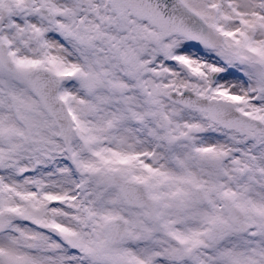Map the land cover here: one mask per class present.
I'll use <instances>...</instances> for the list:
<instances>
[{
	"label": "snow or ice",
	"instance_id": "6c2138e0",
	"mask_svg": "<svg viewBox=\"0 0 264 264\" xmlns=\"http://www.w3.org/2000/svg\"><path fill=\"white\" fill-rule=\"evenodd\" d=\"M0 264H264V0H0Z\"/></svg>",
	"mask_w": 264,
	"mask_h": 264
}]
</instances>
